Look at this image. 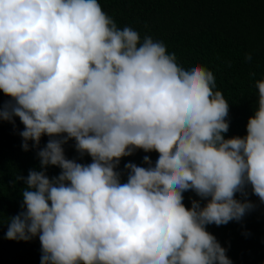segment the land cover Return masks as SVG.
Returning <instances> with one entry per match:
<instances>
[{
  "label": "clouds",
  "instance_id": "obj_1",
  "mask_svg": "<svg viewBox=\"0 0 264 264\" xmlns=\"http://www.w3.org/2000/svg\"><path fill=\"white\" fill-rule=\"evenodd\" d=\"M215 88L212 71L119 28L98 0H0V121L19 119L40 162L16 177L23 211L6 238L38 237L41 264H232L206 226L240 221L249 187L264 203V80L243 137L223 135L229 102ZM69 140L91 163L65 157ZM138 149L158 159L125 164L121 182ZM189 190L206 203L186 208Z\"/></svg>",
  "mask_w": 264,
  "mask_h": 264
},
{
  "label": "trees",
  "instance_id": "obj_2",
  "mask_svg": "<svg viewBox=\"0 0 264 264\" xmlns=\"http://www.w3.org/2000/svg\"><path fill=\"white\" fill-rule=\"evenodd\" d=\"M103 10L119 28L125 26L138 31L141 40L145 35L161 41L169 53H174L178 64L189 67L199 64L213 72L214 91H220L229 102L226 118L229 130L225 138L246 135V125L258 107L256 81L264 80V0H98ZM251 53L252 60L245 55ZM10 98L0 93V105ZM23 125L18 118L14 123L0 121V264H41V245L38 237L28 241L6 238L8 221L23 211V181L16 177L28 175L29 170H40L39 149L22 148L20 132ZM49 137L42 136L39 148ZM67 159L81 164L91 163L75 149V141L63 145ZM148 156L154 166L156 152L136 150L123 157L116 171L121 182L127 181L124 165L134 163L148 167L143 161ZM56 166H48L46 175L51 178L60 173ZM247 196L236 194V199H247L253 204L240 221L226 225H207L206 230L215 236L226 249L232 264H264V203L246 189ZM183 203L191 207L192 200L206 201L191 190L183 193Z\"/></svg>",
  "mask_w": 264,
  "mask_h": 264
}]
</instances>
